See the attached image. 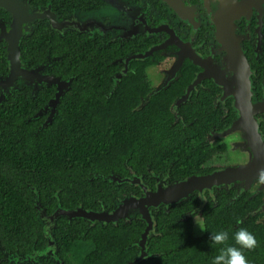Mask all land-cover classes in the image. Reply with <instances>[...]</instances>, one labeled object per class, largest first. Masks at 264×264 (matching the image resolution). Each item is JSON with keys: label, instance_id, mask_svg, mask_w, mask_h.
<instances>
[{"label": "flooded vegetation", "instance_id": "1", "mask_svg": "<svg viewBox=\"0 0 264 264\" xmlns=\"http://www.w3.org/2000/svg\"><path fill=\"white\" fill-rule=\"evenodd\" d=\"M243 72L249 84L242 106L245 120L236 125L235 96L217 80L221 75L229 79L236 95ZM10 96H20L24 110H36L34 117L43 118V126L56 118L68 122L79 111L89 121L102 118L101 128L94 123L100 128L98 138L92 124L86 125L91 144L106 140L103 127L115 125L132 129L133 141L165 134L195 150L187 158L165 157L161 167L125 162L96 174L97 180L86 177L87 185L106 192L107 201L101 196L88 206L57 203L49 212L36 201L43 245L28 253L8 251L17 256L11 257L14 262L41 264L51 257L67 264L59 258L55 237L57 221L64 218L67 227L83 229L81 242H74V250L83 255L93 228H141L121 244V251L131 256L124 264H137L168 248L166 242L154 243L161 238L158 214L189 201L193 204L179 217L187 245L204 239L212 264L221 246L211 244V232L227 231L228 244L239 247L233 236L245 228L258 241L255 249L243 250L249 264H264V184L257 179L264 169V0H0V104ZM116 156L138 159L146 154ZM174 164L188 173L173 177ZM239 165L242 175L231 182L197 187L174 203L146 205L151 227L134 205L112 220L59 215L51 228L56 247L48 248L38 205L48 215L55 209L110 212L128 199ZM189 250L182 247L183 254ZM26 256L34 260H21Z\"/></svg>", "mask_w": 264, "mask_h": 264}, {"label": "trees", "instance_id": "2", "mask_svg": "<svg viewBox=\"0 0 264 264\" xmlns=\"http://www.w3.org/2000/svg\"><path fill=\"white\" fill-rule=\"evenodd\" d=\"M22 106L20 96H10L0 104V264H31L4 257L2 249L28 253L42 247L44 236L36 216V201L48 212L57 203L64 207L88 206L98 197L104 196L106 200V192L96 189L94 184L87 185L86 177L97 180L94 178L96 174H107L125 162L136 168L148 164L161 167L165 157L184 154L187 158L195 152L193 145L181 144L165 134H156L149 142L133 141L132 129L126 126L119 129L115 125L103 127L108 132L106 140L98 139L91 144L84 131L86 125L92 124V134L94 130L98 138L102 118L89 121L84 112L79 111L68 122L61 123L56 118L43 126V118L34 117L36 110H24ZM94 123L102 124L97 128ZM133 151L144 152L146 157L116 156ZM84 155L88 156L84 158ZM181 168L180 164H174L172 176L188 173L181 172ZM98 185L103 189L107 186L102 182ZM192 204L187 201L158 214L161 238L155 239L154 243L166 242L168 248L155 251L154 255L139 260L137 264L211 263L204 239L193 247L185 241L186 231L179 217ZM64 221V218L58 219L55 237L61 245L59 258L67 264H124L131 256L121 251V244L132 240L141 231V228L136 231L93 228L89 230L93 240L83 255L74 250L77 245L74 242H81L83 229L77 224L67 227ZM184 245L190 249L185 254L182 251ZM67 250L72 254L67 256ZM57 263L54 258L46 257L41 264Z\"/></svg>", "mask_w": 264, "mask_h": 264}, {"label": "water", "instance_id": "3", "mask_svg": "<svg viewBox=\"0 0 264 264\" xmlns=\"http://www.w3.org/2000/svg\"><path fill=\"white\" fill-rule=\"evenodd\" d=\"M13 51V49H12ZM240 60V59H239ZM230 63V62H229ZM236 62L235 64H237ZM228 64V63H226ZM10 66L12 69L15 68V62H10ZM237 66V65H236ZM237 71V69H235ZM243 71V70H242ZM244 74V72H243ZM229 79L223 77L222 75L218 77V82L224 87V91L226 93H230V95L235 96V107L238 111V119L236 121V125H242L243 122V110L242 106L247 100L248 96V77L244 74L241 75V81L243 85L241 86V90H236L230 92L231 84L228 82ZM250 90V88H249ZM245 120V119H244ZM220 172V173H219ZM242 166L237 167H228L226 170H221L218 172H214L205 176H194L190 177L187 180L179 181L173 184L168 191L161 190L153 193H148V195L144 198H131L126 201H123L117 209L111 210L110 212H102V211H93V210H67V209H55L52 214L48 215L39 205L38 212L39 218L43 223L44 231L48 240V248H51L52 251L55 249L56 244L52 236L51 228L55 225V219L59 215H64L68 218L78 217L84 219L91 220H112L118 216H123V211H126L130 208L131 205L141 207V214L145 220L148 221V226H152L153 219L150 214V210L146 205L156 206L159 202L163 201L164 203H174L180 200L181 197L187 195L189 192L194 190L197 187L205 186L206 184L220 183V182H231L236 179L237 175H242ZM45 222V223H44ZM5 255L8 258L15 257L16 255L9 254L8 251L2 249ZM53 254V252H52ZM17 257V256H16ZM21 260L25 261H33V256L22 257Z\"/></svg>", "mask_w": 264, "mask_h": 264}, {"label": "clouds", "instance_id": "4", "mask_svg": "<svg viewBox=\"0 0 264 264\" xmlns=\"http://www.w3.org/2000/svg\"><path fill=\"white\" fill-rule=\"evenodd\" d=\"M257 179L259 183L264 184V169L258 171ZM200 228L202 231L207 230L201 226ZM233 239L235 245L239 247L228 244L229 234L227 231L219 230L211 232V244L221 246L219 253L213 258L212 264H249L243 250H253L258 246L255 235L245 228H240L234 233Z\"/></svg>", "mask_w": 264, "mask_h": 264}]
</instances>
